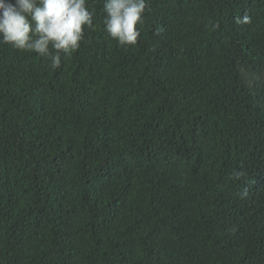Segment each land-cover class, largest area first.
<instances>
[{
    "label": "trees",
    "instance_id": "trees-1",
    "mask_svg": "<svg viewBox=\"0 0 264 264\" xmlns=\"http://www.w3.org/2000/svg\"><path fill=\"white\" fill-rule=\"evenodd\" d=\"M148 5L56 69L0 44V264H264V0Z\"/></svg>",
    "mask_w": 264,
    "mask_h": 264
},
{
    "label": "clouds",
    "instance_id": "clouds-1",
    "mask_svg": "<svg viewBox=\"0 0 264 264\" xmlns=\"http://www.w3.org/2000/svg\"><path fill=\"white\" fill-rule=\"evenodd\" d=\"M148 0H104V30L119 46L135 45ZM88 0H0V44L33 52L59 68L94 29ZM242 173H235L239 177Z\"/></svg>",
    "mask_w": 264,
    "mask_h": 264
}]
</instances>
